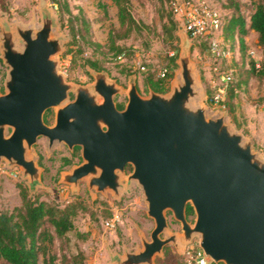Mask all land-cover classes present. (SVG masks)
Returning a JSON list of instances; mask_svg holds the SVG:
<instances>
[{
  "label": "water",
  "instance_id": "1",
  "mask_svg": "<svg viewBox=\"0 0 264 264\" xmlns=\"http://www.w3.org/2000/svg\"><path fill=\"white\" fill-rule=\"evenodd\" d=\"M40 13L39 28L1 27L8 70L0 95V162L19 168L32 191L41 185V172L27 153L44 137L49 146L81 150L82 164L63 175L64 183L90 176V188L114 193L115 172L123 174L129 165L127 182L141 188L154 227L149 241L141 237L142 250L111 257L110 264H153L166 245L179 250L194 236L213 264H264V159L230 127L226 113L212 115L199 103L201 83L183 29L169 92L144 97L133 80L119 111L114 97L121 90L106 74L94 73L91 87L66 82L55 58L62 53L61 40L53 36L56 17L47 8ZM49 109H55L52 126L43 120ZM167 214L180 224L182 239L162 237L169 231Z\"/></svg>",
  "mask_w": 264,
  "mask_h": 264
},
{
  "label": "rangeland",
  "instance_id": "2",
  "mask_svg": "<svg viewBox=\"0 0 264 264\" xmlns=\"http://www.w3.org/2000/svg\"><path fill=\"white\" fill-rule=\"evenodd\" d=\"M57 1L67 3L72 17L65 11L58 13ZM195 1H205L219 11L223 22L220 38L232 50L238 44L239 36L234 32L230 38L226 32L231 12L224 7L229 6L230 1ZM255 1L264 4V0ZM241 2L245 5H242L241 11L246 17L252 12L249 10L250 2ZM43 8L51 10L56 17L57 28L53 36L61 40L62 53L55 58L59 61V71L65 69V80L73 87H91L93 74L104 73L122 87L123 95L135 80L140 95L146 97L148 90L143 87V83L147 77L155 79L161 67L172 70L170 79L178 71L177 59L183 35L178 26V18L171 12L170 0H131L129 12L137 26L125 39H117L125 30L121 28L117 8L112 0H0V35L2 26L10 29L17 25L39 28L40 11ZM72 33L76 35L75 41ZM110 34L116 39L115 46L121 47L125 53L121 60H117L115 52L111 50ZM254 38L249 34L244 36L243 39L249 41L244 58L241 59L239 54L238 59L232 57L222 62L226 69L233 71L232 82L226 88L223 87L225 110L212 109L208 103L214 93V88L210 86L212 68L219 62L209 55L204 42L195 43L189 39L186 46L194 71L203 85V98L199 103L207 107L212 115L226 113L230 127L251 136L253 152L264 159V76L259 74L260 66H254L253 69L251 65L260 58ZM88 62H95L101 70L96 71ZM140 66H144L145 70L141 71ZM7 70L0 51V95L5 92ZM123 99L121 96L117 101L123 103ZM54 114L55 109H52L47 115L48 119H52ZM53 122L48 121L51 124ZM27 158L33 159L39 168L41 185L30 191L28 179H22L21 170L17 167L10 169L6 161H1L0 212H9L20 206L18 185L25 187L31 197H38L40 201L61 207L75 201L82 206L71 220L75 230L60 240H54L53 253L59 257L81 254L82 264H110L111 257L123 258L125 251L142 250L141 237L150 240L154 224L146 216L147 206L142 200L141 188L134 181L127 182L128 173L122 176V185L117 195L109 190L101 193L88 186V178L78 181L76 185L63 182V175L69 174L83 162L79 150L70 151L59 143L49 146L46 139L40 138L27 153ZM64 159L69 161L67 165ZM187 218L192 224L195 219L193 212ZM167 219L169 231L162 237L176 235L182 239L180 224L170 214H167ZM75 231L85 234L87 238H79ZM188 248L199 249L197 236L192 238L191 244H181L179 250L173 244L166 245L162 254L155 257L153 264H194L185 257Z\"/></svg>",
  "mask_w": 264,
  "mask_h": 264
},
{
  "label": "trees",
  "instance_id": "3",
  "mask_svg": "<svg viewBox=\"0 0 264 264\" xmlns=\"http://www.w3.org/2000/svg\"><path fill=\"white\" fill-rule=\"evenodd\" d=\"M229 1L230 5L224 7L231 12L226 23V32L230 38L234 32L238 34L239 54L242 59L248 49L243 38L248 34L245 25L246 21L249 22L248 29L257 34V46L261 52L259 74L264 76V4L256 3L255 0H248L250 2L249 10L252 12L245 17L241 11L244 4L239 0ZM112 2L117 8V18L121 28L125 30V33L118 36L117 39H125L137 26L129 12L131 0H112ZM56 4L59 14L65 11L72 17L66 2L57 1ZM246 7L248 8V6ZM75 36L72 33L74 41ZM115 42V37L110 34L111 50L115 52L114 55L117 58L124 52H122L121 47L115 46ZM172 62L174 63V61ZM88 63L96 71L101 70L95 62ZM254 63L251 64L253 69L255 68ZM144 85L155 92H162L158 82L154 81L152 76L145 79ZM18 189L21 200L20 206L9 212H0V264H82L81 254L70 257L61 255L59 257L52 252L56 238L60 240L75 230L71 220L72 217L76 216L77 211L82 209L81 204L73 201L61 207L58 204L40 201L38 197H31L27 189L21 185H18ZM191 212V208L187 207V216ZM76 234L81 239L87 238L85 234L79 232Z\"/></svg>",
  "mask_w": 264,
  "mask_h": 264
},
{
  "label": "built area",
  "instance_id": "4",
  "mask_svg": "<svg viewBox=\"0 0 264 264\" xmlns=\"http://www.w3.org/2000/svg\"><path fill=\"white\" fill-rule=\"evenodd\" d=\"M170 8L172 14L178 18V26L183 29L188 38L195 43L204 42L206 51L219 62L212 68L213 79L210 78V86L214 88V93L208 99V103L212 109L225 110L223 87L226 88L232 82L233 71L226 69L223 63L232 57L236 59L238 53L237 48L229 49L220 38L223 24L219 11L205 1L195 0H170ZM249 55L252 56V53ZM123 57L124 54L116 59L121 60ZM260 62L261 59L258 58L254 66L259 68ZM139 69L145 70L144 66H140ZM171 71L167 67H161L156 77L164 83L169 82ZM61 73L64 75L65 69H61ZM185 257L187 261L194 264L212 263L200 249L190 250L188 248Z\"/></svg>",
  "mask_w": 264,
  "mask_h": 264
},
{
  "label": "flooded vegetation",
  "instance_id": "5",
  "mask_svg": "<svg viewBox=\"0 0 264 264\" xmlns=\"http://www.w3.org/2000/svg\"><path fill=\"white\" fill-rule=\"evenodd\" d=\"M115 84H116V86L119 87L120 90H121V93H119L118 95H116V96L114 97V102H115V105H116V109L120 111V110H122V109L124 108V106H125V104H126V95L124 94V95H125V96H124V95L122 94L123 89H122L121 86H119V85L116 83V81H115ZM136 87H137V86H136ZM137 91H138V93H139L138 88H137ZM139 94H140V93H139ZM1 95H2V94H1ZM69 95H70V100H73V97H74L73 94L70 93ZM121 96L124 97V99H123V100H124L123 103L117 101V98H120ZM51 110H52V109L47 110V111L44 113V116H43L44 123H45L47 126H52V125H53V124H51V123H48V121H50V120H53V121H54L55 114H54V116L52 117V119H48V117H47V115L49 114V112H50ZM53 123H54V122H53ZM40 138H44V137H40ZM40 138H38V140H39ZM44 139H46V138H44ZM46 140H47V139H46ZM65 146H66V145H65ZM66 148H67L68 150H70V151H73L74 149H75V150H79V152H80V158H81V150H80L79 147H73L72 150L69 149L67 146H66ZM81 160H82V159H81ZM64 162H65L66 165L69 163V161H68L67 159H64ZM81 164H82V163H81ZM131 171H132V169H131V167H130L129 165L125 166V168H124V173H123V174H121L119 171H116L115 174L118 175V177H119V178H118V184H119V187L117 188V193H114L113 190H109V191H112L115 195H117V194L119 193V191H120V186L122 185V184H121L122 176L126 175V173L130 174ZM86 178H88V182H89L90 176H88V177H86ZM91 188H95V189H96L95 186H92ZM96 191H97V190H96ZM97 192H98V191H97ZM101 193H103V192H101Z\"/></svg>",
  "mask_w": 264,
  "mask_h": 264
},
{
  "label": "crops",
  "instance_id": "6",
  "mask_svg": "<svg viewBox=\"0 0 264 264\" xmlns=\"http://www.w3.org/2000/svg\"><path fill=\"white\" fill-rule=\"evenodd\" d=\"M240 2L242 1V0H239ZM248 27H249V22L248 21H246V25H245V29H247V33L249 34V36H253V37H255L254 39H256L255 40V43L257 44V34L254 32V31H252V30H250V29H248ZM186 34V33H185ZM187 35V34H186ZM245 42H246V44L248 45L249 44V41H248V39H245ZM235 46V47H234ZM233 46V49L234 48H237V53H238V55H239V43L238 44H235ZM258 47V46H257ZM258 49H259V47H258ZM259 53H260V59H261V52H260V49H259ZM237 55V56H238ZM238 58H239V56H238ZM238 58H236V59H238ZM258 59V58H257ZM154 81H157L158 82V84H159V86L161 87V89H162V92H156V93H160V94H167L168 92H169V90H170V84H171V80L172 79H170V81L169 82H166V83H164L163 81H161V80H159V79H157V77L155 78V79H153ZM200 83H201V79H200ZM202 85V84H201ZM136 86H137V88H138V85H137V82H136ZM146 87V85H144V83H143V87ZM203 86V85H202ZM202 88V87H201ZM146 89L148 90V94H149V92L150 91H153V90H151V89H149V88H147L146 87ZM138 90H139V88H138ZM155 92V91H154ZM147 94V95H148ZM142 96V95H141ZM233 121H235V122H237V120H235V119H233ZM244 136H246V135H244ZM248 139H250L251 141H252V143H253V139H252V137L251 136H246Z\"/></svg>",
  "mask_w": 264,
  "mask_h": 264
}]
</instances>
